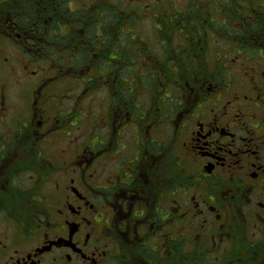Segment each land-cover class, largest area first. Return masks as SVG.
I'll list each match as a JSON object with an SVG mask.
<instances>
[{"label": "flooded vegetation", "instance_id": "1", "mask_svg": "<svg viewBox=\"0 0 264 264\" xmlns=\"http://www.w3.org/2000/svg\"><path fill=\"white\" fill-rule=\"evenodd\" d=\"M19 1L0 0L32 73L11 128L0 102V264H264V0Z\"/></svg>", "mask_w": 264, "mask_h": 264}, {"label": "rangeland", "instance_id": "2", "mask_svg": "<svg viewBox=\"0 0 264 264\" xmlns=\"http://www.w3.org/2000/svg\"><path fill=\"white\" fill-rule=\"evenodd\" d=\"M131 1L132 0H123V2H125V4H127L128 6H130L129 4ZM138 1L139 0H135L134 2H136L135 3L136 9L140 10V8L144 7V5L143 4L139 5ZM150 1L154 2L155 0H150ZM172 1L178 3L175 0ZM148 4L151 3L148 2ZM77 6H79V3L77 2L71 5V7H73L74 9H76ZM197 11L201 14L198 8ZM217 15H220V13H218ZM151 22L152 20H147L143 26L139 27L142 29L141 30L142 39H146V37L153 38V30L150 27L151 25H149L151 24ZM14 36L16 35L14 34ZM13 44H15V42L13 41L5 42L4 40H0V102L3 100H7V104L9 105L10 108V111L5 114L6 116H8L5 125L8 128H11L15 120L20 117V114H18L17 112H13L11 108L14 106V104L16 105L21 104V100H22L21 96L25 92L24 90H27L28 82L32 80L30 79L32 76L31 72L27 74H23L24 67H22L21 64L19 66L18 63V60L21 59L20 52H18V50ZM40 65L44 66L45 68L47 67L46 62L40 63L39 66ZM43 72L45 74L52 73L50 71H43ZM93 104H94V99L88 100V104L85 106V109H91V107L94 106ZM0 129H2L1 124H0ZM24 154H26L25 155L26 157L32 156L29 155L28 153H24ZM24 154H18L16 158L18 160H21ZM32 154L33 156H35L34 153ZM14 156L15 154H13V157ZM28 159L33 162V159L31 158ZM17 172H22L17 176L19 179H21V181H17V183L14 184L13 195L20 196V198L24 200L23 202L25 205L32 204L33 202L31 200L33 199V197H35V195H33V192L39 190L37 181L36 184L34 183L33 179H31L34 171L24 167L18 169Z\"/></svg>", "mask_w": 264, "mask_h": 264}, {"label": "trees", "instance_id": "3", "mask_svg": "<svg viewBox=\"0 0 264 264\" xmlns=\"http://www.w3.org/2000/svg\"><path fill=\"white\" fill-rule=\"evenodd\" d=\"M2 3V2H1ZM23 0H20L19 2H17L14 6L12 4H6L8 10H12V11H16V13H18V11H22L20 10L21 7H23ZM2 8H5V6L1 5ZM4 13H6V11H4ZM54 14V12H52V15ZM21 16V15H20ZM121 80V85L119 86L120 88L125 87V80H126V75L123 78H119ZM128 79V78H127Z\"/></svg>", "mask_w": 264, "mask_h": 264}]
</instances>
